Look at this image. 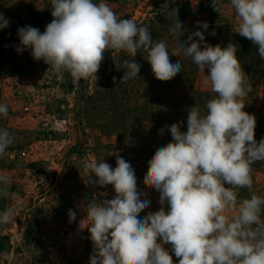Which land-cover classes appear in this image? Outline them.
I'll return each instance as SVG.
<instances>
[{
	"label": "clouds",
	"instance_id": "9594fccd",
	"mask_svg": "<svg viewBox=\"0 0 264 264\" xmlns=\"http://www.w3.org/2000/svg\"><path fill=\"white\" fill-rule=\"evenodd\" d=\"M229 2L238 18L235 32L256 45L264 59V0ZM51 5L53 19L43 33L32 26L17 29L22 47L16 51L30 48L34 60H43L58 74L67 72L74 86L96 80L103 54L116 50L130 58L122 62V82L138 76L141 65L131 59L138 52L160 81L181 71L180 60L172 63L170 56L182 55L191 58L200 73L207 69L204 82L215 94L205 111L196 104L189 109L186 131L172 124L171 142L148 161L143 182L160 193L167 210L161 207L138 218L149 201L141 199L135 171L122 157L117 156L114 169L95 159L82 162L90 184L112 185L115 192L114 198L92 200L86 207L94 246L90 264H174L166 245L179 264H264V197L253 193L238 199L239 189H252V165L264 161V139L257 142L256 118L243 110L251 87L236 45L205 43L202 48L204 34L198 30L183 44L178 39L170 52L165 41H154L147 25L119 18L104 0H51ZM212 6L221 14L219 0H212ZM8 25L0 14V29ZM170 31L182 33L178 19ZM0 115L8 116L4 104ZM13 143L11 133L0 129V156ZM9 184L8 175L0 174V196L15 195ZM69 218L74 221L76 213L69 210ZM12 219V209L0 212V224Z\"/></svg>",
	"mask_w": 264,
	"mask_h": 264
},
{
	"label": "rangeland",
	"instance_id": "374dc122",
	"mask_svg": "<svg viewBox=\"0 0 264 264\" xmlns=\"http://www.w3.org/2000/svg\"><path fill=\"white\" fill-rule=\"evenodd\" d=\"M104 2L119 18L147 25L154 41H165L170 52L178 39L181 44L187 41V34L215 25L229 26L236 33L238 23L229 0H219L221 14L214 10L212 0ZM51 7V0H0V14L9 21L0 29V104L8 108L7 117L0 115V129L6 128L14 137V143L0 156V174L8 175L9 191L15 194L0 196V212L13 210L12 221L0 224V264H90L94 246L86 227V207L92 200L114 198L115 192L112 185L88 182L82 167L85 159L106 162L113 169L117 156L131 164L141 199L149 201L139 219L161 207L167 210V204L160 203V193L143 182L148 161L171 139L164 134L170 124L162 119L180 117L195 91L215 95L204 82L207 69L200 73L191 58L182 55L170 56L172 63L180 60L181 71L169 81H160L144 54L138 52L131 58L141 65L138 76L122 82L126 71L122 62L130 58L116 50L103 54L96 80H81L74 86L67 72L58 74L43 60H34L30 48L16 51L22 47L17 29L32 26L43 33L53 19ZM176 19L182 33L173 34L170 28ZM204 23L207 29L202 27ZM219 38L221 35L214 34L209 44L206 37L201 47L205 43L222 45ZM262 63L260 72L253 71L243 109L260 119H264V59ZM175 99L179 101L171 114L156 113L158 100ZM120 103L149 109L133 113L134 118L124 124L107 126L112 105ZM252 167V189L239 200L253 193L264 197V161H256ZM69 210L76 213L72 222ZM165 247L174 264H179L170 245Z\"/></svg>",
	"mask_w": 264,
	"mask_h": 264
},
{
	"label": "trees",
	"instance_id": "16d2710c",
	"mask_svg": "<svg viewBox=\"0 0 264 264\" xmlns=\"http://www.w3.org/2000/svg\"><path fill=\"white\" fill-rule=\"evenodd\" d=\"M203 34H204V38L207 37L209 44H211V41L214 38V34H218V35H221V39L219 38L218 40H221L220 44L222 45L220 46L222 48L227 47L229 43H233L236 45L237 47L236 55L238 59L240 60V63L242 64V68L246 70L245 74L248 76L246 84L249 85L250 81L254 78L255 72L256 73L260 72V68L262 67V64H263L262 63L263 59L260 58L259 53H258V47L254 45L250 40L240 36L238 33L232 32L230 30V27L226 25L212 26L210 29L205 30ZM187 36H189V34H187ZM197 40H198V37H197ZM213 96L215 95H212V94L205 95L198 91H195L189 102V107L186 108L185 112L180 117H173L171 115H167V117H164V119H162L163 121H166L167 124L168 123L170 124V125L168 124L169 127L166 128L167 131L164 134H166L168 137L171 138V135L168 129L174 123L179 124L181 132L186 131L187 130V116H188L189 109L193 105L196 104L197 106L200 107L202 112L205 111L206 102L212 99L211 97ZM178 101L179 100L177 99L167 100V101L158 100L159 105L158 107H154L155 111L156 113L158 112L162 113L165 111L166 114H171L173 107H175V103H177ZM148 109L149 108L145 107V105H143V107H140V105L135 107L133 105L124 104V103L112 105L110 112L113 116L109 120L107 126L108 125L112 126L114 124L119 126V124H124L128 118H131V117L134 118L133 113L143 112V111L146 112ZM154 121L161 123L160 120H157L155 118H154ZM255 139L257 140V142H259L261 139H264V119L256 118ZM170 142H171V139H170ZM225 186L228 187V185H225ZM246 191H247L246 188L239 189L238 198L247 196L248 194Z\"/></svg>",
	"mask_w": 264,
	"mask_h": 264
}]
</instances>
